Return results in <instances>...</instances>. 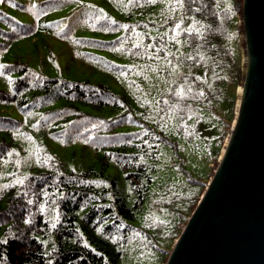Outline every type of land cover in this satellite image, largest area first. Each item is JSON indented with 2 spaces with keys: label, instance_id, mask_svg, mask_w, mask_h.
<instances>
[{
  "label": "rangeland",
  "instance_id": "1",
  "mask_svg": "<svg viewBox=\"0 0 264 264\" xmlns=\"http://www.w3.org/2000/svg\"><path fill=\"white\" fill-rule=\"evenodd\" d=\"M233 1L219 0L217 4L229 9ZM127 3L128 0H3L0 10L32 29L26 32L20 26L6 28L16 37L0 35V64L7 66L21 60L39 75L105 84L127 99L131 110L123 129H137L154 136L150 144L155 146L156 156L150 182L135 219L130 222L132 229L121 245L117 264H164L217 167L235 118L244 63L243 24L238 10L237 23L233 22L228 39L240 67L241 76L237 79L233 71L210 67L209 54L191 50L187 44L190 33L180 31V43L172 39L177 35L172 29L181 17L182 28L191 25L203 33L206 22L196 13L184 11V7L169 13L168 4L161 0L155 4L139 0L125 7ZM101 12L115 23L92 19ZM169 15L171 18L165 22ZM137 33L141 34L142 45L152 47H134ZM187 56L194 59L187 60ZM164 57L179 64L177 72H171ZM0 73V89L11 92L16 74L5 68ZM185 79L192 86V93L186 98L167 91L184 84ZM164 100L170 104H164ZM156 101H160L159 105ZM171 104L179 105V115L169 119ZM43 110L24 112L13 103L0 101V115L20 121L17 128L0 129V138L12 141L0 159V186L14 184L41 159L51 157L67 169L80 171L90 166L97 173L103 171L105 176L117 175L127 203L132 204L134 193L124 178L125 171L115 167L112 159L104 166L107 150L86 146L84 137L65 133L56 138L43 133L37 126ZM103 111L116 116L121 109ZM98 183L105 184L104 179ZM194 195L195 204L186 210ZM42 240L45 251L54 248L52 232Z\"/></svg>",
  "mask_w": 264,
  "mask_h": 264
},
{
  "label": "trees",
  "instance_id": "2",
  "mask_svg": "<svg viewBox=\"0 0 264 264\" xmlns=\"http://www.w3.org/2000/svg\"><path fill=\"white\" fill-rule=\"evenodd\" d=\"M241 6L239 0L233 1L230 10L219 7L215 0H184V11L194 12L206 22L202 37L188 34L190 49L209 54L210 67L233 71L237 79L241 76L240 67L228 39ZM19 26L26 32L32 29L0 10V35L12 39L16 35L6 28ZM5 71L16 75L11 92L0 89V101L13 103L24 112L44 109L37 126L51 137L60 138L68 133L70 137H84L86 146L106 149L104 166L112 159L115 167L125 171L124 178L134 200L127 203L115 174L105 176L103 171L97 173L90 166L80 171L67 169L54 158L47 163L41 159L23 175V185L10 183L11 187L0 190V264H117L121 245L132 229L130 222L135 219L150 182L156 156L155 146L150 144L154 136L137 129H123L130 105L123 95L105 84L42 76L21 60L9 63ZM115 108L121 109L116 116L103 111ZM0 124V129H13L20 121L0 115ZM11 144L5 137L0 138V159ZM99 176L105 184L98 183L103 181ZM43 191L49 197H44ZM196 195L186 210L195 204ZM45 201V212H40L39 206ZM51 207L59 215L54 229ZM26 220L31 223H25ZM48 232L54 234V248L45 251L42 238Z\"/></svg>",
  "mask_w": 264,
  "mask_h": 264
},
{
  "label": "water",
  "instance_id": "3",
  "mask_svg": "<svg viewBox=\"0 0 264 264\" xmlns=\"http://www.w3.org/2000/svg\"><path fill=\"white\" fill-rule=\"evenodd\" d=\"M241 21L235 122L164 264H264V0H242Z\"/></svg>",
  "mask_w": 264,
  "mask_h": 264
},
{
  "label": "snow or ice",
  "instance_id": "4",
  "mask_svg": "<svg viewBox=\"0 0 264 264\" xmlns=\"http://www.w3.org/2000/svg\"><path fill=\"white\" fill-rule=\"evenodd\" d=\"M2 2H3V0H0V3H2ZM77 2H79V0H77ZM145 2L148 3V4H155L157 2V0H145ZM161 2H165V3L168 4L169 13L175 12L177 9H183V7H184V0H161ZM134 3H139V0H128V3H127V5H125V7H127V6H129L131 4H134ZM217 3H219V0H217ZM32 7H36V5L33 4ZM230 8H231V6L229 5V10H230ZM196 11H199V9H196ZM168 18H171L170 15H169V17L166 18L165 22H167ZM92 19L97 20V21L98 20H108L109 23H115V21H112L110 18H107L106 16H104V14L102 12L100 14L92 17ZM182 23H183V17H181L179 19V21L175 23L174 28L172 29L173 32L177 33V35H174L172 37V39L176 43H180V40L178 39V35H179L180 31H183V32H186V33H197L198 35H200L202 37L203 34L200 32L199 28H196V27L191 26V25L189 27H187V28H182L181 27ZM194 23H198V22H194ZM121 27H127V25H121ZM201 27H203V25H201ZM105 30H107V29H105ZM164 35L166 36V35H168V33H164ZM136 37H137V39H136V42L134 44V47H145V48L152 47L151 45L145 46V45H142L140 43L141 34L137 33ZM161 48H163V46H161ZM168 55H173V54L169 53ZM200 58L203 59V56H201ZM157 59H159V57H157ZM185 59L193 60L194 57L187 56V57H185ZM164 61H165L166 65L170 66V69H171L172 73L177 72L178 67H179L178 63L177 64H173L172 61L169 60L167 57H164ZM6 67H7L6 65L0 64V70L4 69ZM151 70L155 71V68H152ZM0 74H2V73H0ZM122 75H123V73H122ZM145 78L147 79V77H145ZM197 79H199V77H197ZM9 81H11V77H9ZM169 83H175V81H170ZM167 91L172 92V94L174 96H176V97H178L180 99H184L189 94L192 93V86L185 79L184 84L178 85L175 89H172L171 87H169L167 89ZM198 95H203V93H199ZM145 102L148 103V101H145ZM159 103H160V101H156L157 105H159ZM163 103L166 104V105L170 104V102L168 100H164ZM170 108L173 111L168 113L169 119H172L175 116L179 115V112L177 111V109L179 108L178 104H171ZM157 111H160V109L157 108ZM189 111H190V109H189ZM189 118H191V117H189ZM180 119L183 120V117L181 116ZM9 155H11V153H9ZM50 159H51V157H46L43 162L47 163V161L50 160ZM16 163L18 164L19 161H17ZM24 182H25L24 178H17L15 180V184H19V185H23ZM11 186H12V184H4V185L0 186V190L7 189V188H9ZM42 194H43L44 197H49V195H50L47 191H43ZM25 195H27V193H25ZM28 203L32 204L33 201L31 199H29ZM46 203H47V201H45V203L40 204L39 209H38L40 212H45V204ZM53 204H55V201H53ZM50 211L55 214L56 213L55 207H51ZM53 221L54 222H51V227L54 229V228H56L57 223L59 222V215L58 214L53 215ZM25 223H31V220H26Z\"/></svg>",
  "mask_w": 264,
  "mask_h": 264
},
{
  "label": "bare ground",
  "instance_id": "5",
  "mask_svg": "<svg viewBox=\"0 0 264 264\" xmlns=\"http://www.w3.org/2000/svg\"><path fill=\"white\" fill-rule=\"evenodd\" d=\"M241 85H239V88H238V91H239V96H238V99H237V108H238V104H239V98H240V94H241ZM236 113H237V110H236ZM235 116H236V114H235ZM234 122H235V118H234V121H233V124H234ZM233 124H232V126H233ZM228 139V138H227ZM227 139H226V142H227ZM226 144V143H225ZM224 148H225V146H224ZM224 148L221 150V153H220V158L222 157V154H223V152H224Z\"/></svg>",
  "mask_w": 264,
  "mask_h": 264
}]
</instances>
